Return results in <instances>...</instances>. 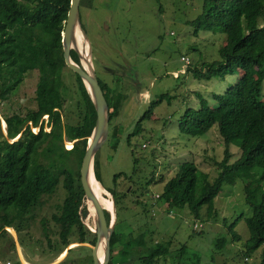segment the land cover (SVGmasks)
I'll return each instance as SVG.
<instances>
[{"label": "rangeland", "instance_id": "rangeland-1", "mask_svg": "<svg viewBox=\"0 0 264 264\" xmlns=\"http://www.w3.org/2000/svg\"><path fill=\"white\" fill-rule=\"evenodd\" d=\"M203 3L204 0L82 1L81 23L92 50L98 78L123 95L122 108L112 117L110 136L99 151L100 184L106 191V197L114 201L108 190V187L113 188L117 204L129 206L124 210H120V206L118 208L123 218V233L140 225L146 232L149 245H160L163 250L169 244V253L159 256L154 264H257L264 244L248 258L243 257L246 255L245 244L250 238L246 218L253 213L245 203V179L239 178L233 184L223 183L213 199V210L209 213L204 206L199 217H195L187 207L170 212L156 199L164 183L177 173L181 162L195 161L213 181L219 173L216 160L225 157V146L216 125L202 136L186 134L179 125V116L188 107H198L201 96L215 106V94L226 92L242 76L240 70L226 77L211 78L197 77L193 73L195 67L219 59V48L227 40L222 32L207 30L203 24L198 27L190 24L202 13ZM259 22L263 25L264 19ZM181 56H186L190 63L187 64ZM78 58L81 63L80 55ZM62 75L64 86L70 88L65 96L69 105L76 95L78 79L69 67H64ZM38 79L39 71H30L15 94L0 99L1 134H6V116L14 113L24 115L36 107ZM262 90L264 99V83ZM163 93H168L170 99L165 97L153 110L152 116L143 119L142 130L132 136L129 143L127 135L135 121L150 102ZM70 113L74 114V111ZM47 117L43 115L45 130L49 129ZM115 124L121 133L116 147L113 146L115 138L112 131ZM34 127L32 132L39 130V126ZM65 144L70 148L74 140H65ZM232 153V160L237 159L240 148L233 146ZM150 179L153 181L146 182ZM64 195L65 189L59 183L52 194L46 198L43 194L38 197L30 228L17 231L14 227H7V233L0 230V264H19L18 259L20 264H56L59 261L61 264H92L95 244L91 241L97 233L93 230L94 219L89 213L84 218L85 227L90 231L87 240L79 242V231L75 227L70 236L75 241L64 249L60 225L53 217L59 211L58 205ZM145 205L151 210V221L146 215ZM135 212L140 213L142 219L139 220L140 215L135 217ZM114 216L117 219V206ZM200 222L203 226L195 229L194 224ZM232 224L240 237L238 240H232ZM218 238H226L227 243L222 249L216 243ZM127 259L126 256L120 258L124 262ZM128 261L126 264H144L134 259Z\"/></svg>", "mask_w": 264, "mask_h": 264}, {"label": "trees", "instance_id": "trees-1", "mask_svg": "<svg viewBox=\"0 0 264 264\" xmlns=\"http://www.w3.org/2000/svg\"><path fill=\"white\" fill-rule=\"evenodd\" d=\"M70 1L0 0V99L15 94L30 71H39L36 107L24 115L14 113L6 116V134L0 131V230L7 233V227H14L17 231L30 228L38 197L43 194L46 198L61 183L65 195L53 217L60 225L64 249L75 241L70 239L75 227L79 231V242H85L90 233L84 223L88 211L81 205L78 179L96 117L90 92L81 77L72 70L78 79L76 95L69 105L65 100L70 88L63 84V70L68 66L63 57L61 35ZM260 19H264V0H204L202 13L190 22L197 27L203 24V28L222 32L227 37L219 48L220 58L195 67V76L226 77L238 70L242 71V76L226 92L215 94L217 105H210L208 99L201 96L198 107H188L179 116L180 130L192 136H202L216 125L225 146V157L216 160L219 168L217 177L211 181L207 171L195 161L186 160L164 183L160 194H156L162 208L171 212L175 208L187 207L195 217H199L204 206L209 213L213 210V199L223 183L233 184L239 178L245 179V203L253 213L246 218L250 238L245 244L244 258L264 244V24L260 25ZM71 56L80 62L73 50ZM100 83L110 106L111 122L122 108L123 95L112 90L107 82L104 84L100 80ZM167 96L170 99L168 93H163L150 102L127 135L129 143L131 137L142 130L143 119L150 118L153 110ZM44 114L48 116V130L43 128ZM34 126H39V130L32 132ZM112 131L115 138L113 146L116 147L121 138L117 124L113 125ZM65 140H74L73 146L67 148ZM233 146L240 148V155L235 160H232ZM100 158L98 152L94 173L102 184ZM151 181L153 179L146 182ZM108 190L117 206L110 264H126L129 259L154 264L159 256L168 254L169 244L163 250L160 245H149L146 232L140 225L128 233L122 232L123 218L118 209L120 204L115 199L117 194L113 188L108 187ZM127 208V205L120 206V210ZM145 212L150 216L151 210L146 205ZM138 215L139 220L142 219L141 214L135 212V217ZM202 226V222L197 226L194 224L195 229ZM230 232L233 233L232 240L240 238L233 224ZM224 239H217L219 249L227 243ZM96 240L95 235L91 242L95 244ZM123 256L128 258L126 262L120 260ZM18 263H21L19 259ZM257 264H264V251Z\"/></svg>", "mask_w": 264, "mask_h": 264}, {"label": "water", "instance_id": "water-1", "mask_svg": "<svg viewBox=\"0 0 264 264\" xmlns=\"http://www.w3.org/2000/svg\"><path fill=\"white\" fill-rule=\"evenodd\" d=\"M81 2L82 0L70 1V7L65 20L64 30L62 31L61 35V44L64 61L74 73L81 77L86 88L90 92L95 105V123L81 163L78 185L81 194V205L86 207L88 213L93 217L94 220H98L102 223L101 231H95L97 233V240L93 246V252L91 254L92 264H110L111 243L115 231L116 216H114L109 211V209H106L103 205H101L100 201L92 193L89 186L90 174L92 173L95 176V157L100 149L107 143V140L110 136V106L93 64L91 65V68L87 69L82 61L81 63L74 61L71 56V51L73 50L71 48V38L74 34L77 24H79V22L81 23ZM83 31L86 34L84 29ZM73 51L76 52L75 50ZM76 54L79 56L77 52ZM130 73L133 77H135L133 71H130ZM113 205L116 209L114 201ZM102 238V252L100 257H98L97 252L99 250Z\"/></svg>", "mask_w": 264, "mask_h": 264}, {"label": "bare ground", "instance_id": "bare-ground-1", "mask_svg": "<svg viewBox=\"0 0 264 264\" xmlns=\"http://www.w3.org/2000/svg\"><path fill=\"white\" fill-rule=\"evenodd\" d=\"M71 48L73 50H75L80 55L81 61L83 62L84 66L87 69L91 68V65L93 64L92 57H91L92 50H91L90 44L88 42V39L86 37V34L83 31V28H82V25L80 22H79V24H77L76 29L74 31V34L71 38ZM93 66H94V64H93ZM35 130H36V128H35ZM89 186H90L92 193L100 201L101 205H103L106 209H109V211L113 215H116V209H115V206L113 205L112 199L109 198L108 196L106 197L104 195L106 191L103 189V187L99 183L98 179L92 173L90 174ZM101 228H102V223L98 220H94L93 230L94 231H101ZM10 230L14 234H16L14 229L10 228ZM102 245H103V238L100 242L99 250L97 252L98 257H100V255H101ZM66 251H68V250H66ZM20 253H21V257L26 260V258L23 256L22 251H20ZM64 253L66 254V252H64Z\"/></svg>", "mask_w": 264, "mask_h": 264}, {"label": "built area", "instance_id": "built-area-1", "mask_svg": "<svg viewBox=\"0 0 264 264\" xmlns=\"http://www.w3.org/2000/svg\"><path fill=\"white\" fill-rule=\"evenodd\" d=\"M181 59H182V60H185L187 64L190 63L189 60H188V58H187L186 56H181ZM45 116H47V114H45ZM200 225H201V224H200ZM196 226H197V223H196Z\"/></svg>", "mask_w": 264, "mask_h": 264}, {"label": "crops", "instance_id": "crops-1", "mask_svg": "<svg viewBox=\"0 0 264 264\" xmlns=\"http://www.w3.org/2000/svg\"><path fill=\"white\" fill-rule=\"evenodd\" d=\"M177 71H175L174 73H176Z\"/></svg>", "mask_w": 264, "mask_h": 264}, {"label": "flooded vegetation", "instance_id": "flooded-vegetation-1", "mask_svg": "<svg viewBox=\"0 0 264 264\" xmlns=\"http://www.w3.org/2000/svg\"><path fill=\"white\" fill-rule=\"evenodd\" d=\"M48 118V117H47Z\"/></svg>", "mask_w": 264, "mask_h": 264}]
</instances>
